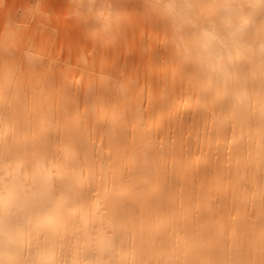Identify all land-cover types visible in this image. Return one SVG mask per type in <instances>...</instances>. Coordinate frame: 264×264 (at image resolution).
<instances>
[{"label": "bare ground", "instance_id": "6f19581e", "mask_svg": "<svg viewBox=\"0 0 264 264\" xmlns=\"http://www.w3.org/2000/svg\"><path fill=\"white\" fill-rule=\"evenodd\" d=\"M157 7L0 0V264H264V33Z\"/></svg>", "mask_w": 264, "mask_h": 264}, {"label": "clouds", "instance_id": "9594fccd", "mask_svg": "<svg viewBox=\"0 0 264 264\" xmlns=\"http://www.w3.org/2000/svg\"><path fill=\"white\" fill-rule=\"evenodd\" d=\"M157 4V14L178 33L193 17L199 20L196 50L207 54L214 70L225 77L232 69L223 44L244 38L250 27L264 33V0H212L208 8L200 7V0H157Z\"/></svg>", "mask_w": 264, "mask_h": 264}]
</instances>
